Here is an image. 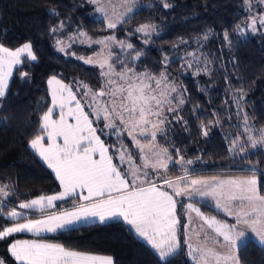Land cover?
<instances>
[{
  "label": "trees",
  "instance_id": "1",
  "mask_svg": "<svg viewBox=\"0 0 264 264\" xmlns=\"http://www.w3.org/2000/svg\"><path fill=\"white\" fill-rule=\"evenodd\" d=\"M98 1L0 0V45L11 50L28 43L37 57L14 69L0 98V187L6 186L8 205L59 191L56 178L29 147L49 107L47 79L56 76L99 91L105 82L101 71L85 60L98 50L97 40L109 36L116 37L110 63L117 71H122L123 61L136 73L159 78L163 72L167 84L175 86L171 104L165 105L167 122L155 141L172 157L167 176L187 170L189 175L243 177L254 169L264 194V144L253 147L248 141L249 135L264 130V29L249 28L256 0H167L169 8L163 0H127L135 10L114 29L107 27ZM141 25L152 26L147 35L136 31ZM84 40L90 44L83 45ZM168 107L175 111L168 112ZM245 117L251 132L246 131ZM101 138L110 152L117 145L133 150L125 133L119 142L115 134ZM183 222L179 220L181 226ZM7 223L0 215V227ZM18 238L0 240L4 264H17L8 248ZM37 239L111 256L113 264H193L183 244L168 262L161 261L121 221L81 225ZM238 258L240 264H264V246L247 240Z\"/></svg>",
  "mask_w": 264,
  "mask_h": 264
},
{
  "label": "snow or ice",
  "instance_id": "2",
  "mask_svg": "<svg viewBox=\"0 0 264 264\" xmlns=\"http://www.w3.org/2000/svg\"><path fill=\"white\" fill-rule=\"evenodd\" d=\"M163 7L169 8L171 5L163 0ZM98 10L104 11L102 7ZM131 10V7L126 8V12ZM104 15L107 17V12ZM123 15L122 13L118 22H126ZM257 22L264 27V17L259 21L252 18L250 27L253 31L256 30ZM116 26V22L109 20L108 28L114 29ZM151 28L150 25H141L136 31L147 35ZM56 30L52 29L53 32ZM225 39H228L227 34ZM109 41L116 43V37L109 36L99 43L109 48ZM119 44L121 47L125 46L123 41H119ZM126 46L133 48L131 43ZM24 53L33 61L37 59L28 43L15 51L0 45V98L6 95L8 77L12 74L13 66L21 63ZM108 55L110 58L111 53ZM136 58H139V53ZM85 63L92 61L85 60ZM105 63L108 68L101 72L105 82L99 91L82 85L85 89L82 93L84 103L77 99L70 86L62 84L55 77L48 81L50 86H57L51 93L52 106L40 118L39 133L30 141V147L53 170L62 191L55 195H41L19 204L20 209L39 211L43 218H25L26 222H16L23 213L14 208L8 211L11 226L0 227V240L15 233L27 232L40 236L57 230L76 229L78 224L87 225L90 220L104 223L122 218L151 244L161 261L168 262L180 246V241L177 240L179 221L175 215L177 201L174 197L196 194L211 197L215 200L217 209L235 217V224H228L214 217L204 218L199 209L192 204L188 205L189 211L196 212L203 219V224L215 232L216 237L223 238V243L229 250L227 254H223L215 248H208L209 236L205 232L204 246L191 249L193 253H199L198 256H193L196 264H210V258L215 259L216 264H220L221 260L225 264H240L238 256L231 253L233 248H239L238 238H245L244 228L255 233L259 242L264 245V194L258 189L255 170H251L246 178L228 181L189 179L187 170L178 180L166 178L161 170H168L172 157L167 148L156 150L159 146L155 141L157 133L163 132L161 126L167 122L165 105L171 104L169 97L176 91L175 86L167 84L168 77L163 72L156 78L149 73H136L123 61H120L122 71H117L113 63ZM105 63L99 65L102 70ZM103 97L108 99H101ZM179 103H183V100L180 99ZM85 108L90 111L86 112ZM167 111L173 112L175 109L168 107ZM54 115L58 118L54 119ZM247 124L245 117L246 131L251 132ZM105 129L109 132L106 133ZM125 132L135 143L139 153L129 152L123 145L115 152H110L109 146L101 139L102 135L115 134L119 142L121 134ZM139 137L145 138L143 143ZM248 141L253 147L258 143L264 144V130L258 131L255 136L249 135ZM117 153L119 164L114 162ZM133 156H138L139 163L133 162ZM125 164L127 168L124 167ZM154 174L160 175L163 185ZM164 185L171 188L172 192L166 190ZM5 187H0V195H8ZM193 188L194 192L189 191ZM69 198L85 203L74 206L72 210L44 215L47 209L55 207V201ZM8 251L18 264H113L111 257L85 254L43 241H15L10 244ZM0 264H4V261L0 260Z\"/></svg>",
  "mask_w": 264,
  "mask_h": 264
},
{
  "label": "rangeland",
  "instance_id": "3",
  "mask_svg": "<svg viewBox=\"0 0 264 264\" xmlns=\"http://www.w3.org/2000/svg\"><path fill=\"white\" fill-rule=\"evenodd\" d=\"M98 4H99L100 7H102L104 9L103 12L101 11L102 14L104 15V12H107V14H108L107 15V19H105L107 24H108L109 20H112L113 22H116L118 24L119 23L118 21H120V19H121V14L122 13L124 14L123 15V20H124L128 16H130L133 13V11L135 10V7H133L132 5H129L128 2L126 3L123 0H99ZM253 5L254 6L251 5V16H250V21H249V28H251L250 24H251L252 18H256L257 21H259V19L261 17H264V0H256V2ZM128 7H131L132 10L126 12V8H128ZM101 17L104 19V17L102 15H101ZM258 25L261 28L264 29V27H262L259 24V22H257L256 27ZM72 41L76 42V40H74V39ZM97 41H98V46H99L98 50L95 52V54H93L90 58H88V60H91L92 63H95L101 72L102 71H107L108 64L105 63V61H108L110 63L111 57L114 56V49L116 47V43H113V42L109 41L110 47L109 48H105L101 43H99V40H97ZM101 41H103V40H101ZM78 42H79V40H78ZM89 44H90V42H88V40H84L83 41V45H89ZM22 46H20V47H22ZM20 47H18V48H20ZM18 48L11 49V50L9 49V50L10 51H15ZM109 52L111 53V57L110 58H109V55H108ZM25 59L31 60L30 58H27V54L26 53L22 54L21 63ZM101 63H105V68L103 70L99 66ZM19 65H14L13 66L12 74H13L14 69L17 66H19ZM12 74H11L10 77H8V80H7L8 85H9L10 79L12 77ZM52 77H55L56 79L60 80L62 82V84L70 86L72 88L74 94H76L77 99L81 100V102L84 103L85 98L82 96V93H83V91H85V89L82 87V85L73 86V85H71L69 83H66V82L62 81L61 79H59L56 76H51V77H49L47 79V90H48V95H49V100H50L49 107L52 106L51 105V100H52L51 93H52V90L57 87L55 84H53L51 86L49 85L48 81ZM103 78L105 80L104 76H103ZM6 91H7V89H6ZM64 95L66 96L67 93L65 92ZM89 99H90V97H89ZM101 99L107 100L108 97H103ZM56 111L58 112V109ZM85 111L86 112L90 111V109L85 108ZM53 118L56 119L58 117L56 115H54ZM90 118L95 119V117H90ZM70 122L74 123V121H70ZM94 126L100 127L102 125H94ZM108 131H109L108 129H105L106 133ZM125 134L127 135L126 132H125ZM159 134H160V132L157 133V136ZM129 139L131 140V145H132L133 150H130V148H126L125 147L126 150L127 151L130 150V152H133V153H139V150L136 147L135 143L132 141L131 138H129ZM139 139L141 140L142 143L145 140L144 137H139ZM45 143H46V141H45ZM120 146L121 145L114 146V148H113L114 152ZM29 147H30V142H29ZM159 148L160 147H158L156 150H159ZM31 150L35 153V155L38 157V159L47 167V169L51 172V174L56 178L55 173L53 172V170L47 166V163L39 156V154L37 152H35V150H33L32 148H31ZM145 151H147V147L145 148ZM132 159H133V162L139 163L138 156H133ZM114 162L119 164L118 153H117V158L114 159ZM172 165H173V163H172V161H170L168 163V170H169V168ZM176 166L179 167L180 165L177 164ZM124 167L127 168V164H125ZM168 170H166V171L163 170V169L161 170V173L168 179L178 180V179H180L181 177H183L185 175V174H181V175L170 176L169 177V176H167ZM154 175H156V178H157L158 182H160L163 185V180L160 179V175L159 174H154ZM187 175H188L189 179L206 180V181H210V182L211 181H228V180H232V179H242V178H246L247 176H249V175H247V176H243V177H234V176H229V175H203V176L202 175H189V174H187ZM256 177L258 179V189H259L260 177L258 175H256ZM262 181H263V184H264V177H263ZM57 182L59 184L58 180H57ZM164 186L166 187V185H164ZM166 190H168L170 193L172 192L171 188H167L166 187ZM60 191H62V189H61V187L59 185V191L57 193H54V194H51V195L58 194ZM189 191H193L194 192V188L193 189H189ZM36 198H38V197H35L33 199H36ZM174 198L177 201L176 213H175L176 218H177L178 221L180 219L182 221H184L182 226L179 223L177 225V240L180 241V246H179L178 250H180L182 248V244H183V247H184L185 251L187 252V257L190 258L193 261L194 264H196V261L194 260L193 256L194 255L198 256L199 253L198 252L197 253H193L191 249L192 248H199V247H203L204 246L203 237H204V233L207 232L208 236H209V238L207 240V247L208 248H215L218 252L223 253V254H227L229 250H228V247L226 245H224L223 238L222 237H216L215 232L212 229H209L207 227V225L203 224V219H201V217H198L196 212H190L189 211L188 205L192 204L195 208L199 209L202 217H204V218H212V217H214L215 219L223 221V222H226L228 224H235V217L234 216H228V215H226V213L224 211H222L220 209H217L216 202L211 197H201V196L196 195V194H193L192 196H189L187 194H184V195H181V196H176ZM7 199H8L7 196L0 195V215L5 217L7 220H8V215H7L8 211L12 210L13 208L16 211L23 213L22 216L17 218L16 222H26L25 218H27V219H40V218H43L42 214L39 211H37V210L20 209L19 208V204L20 203L17 204L16 206L8 205ZM70 201H72V202H70ZM223 202L224 201H222V203ZM81 203H85V202L82 201V200H76L75 198H69V200H65V201H55L54 202L55 207L47 209V212L44 213V215L52 214V213H60V212L67 211V210H72L74 208V206H76L78 204H81ZM178 204L182 206V209L179 210V207H177ZM178 212H180L181 214L178 213ZM110 221H121V222H123L135 234V236L140 241L145 243L149 248H151V250L155 254L158 255L156 250L152 248L151 244H149L148 241L145 240L143 237L139 236L137 234L136 230L131 225H129L125 221H123L122 218L121 219L108 220V221H106L104 223H107V222H110ZM92 223H100V222L98 220H90L88 224H92ZM81 225H83V224H78L76 227L81 226ZM7 226H11V223L9 221L4 227H7ZM59 231H63V230H57L56 232H59ZM56 232H54V233H56ZM244 232L246 234L245 238H238L239 248L247 240H253L258 245L264 246V245H262L259 242V237L256 236L255 233L251 232V230H249L247 228H244ZM22 234L30 235L32 237L31 238H26V237L24 238V237L20 236ZM46 234H53V233H42L41 235H46ZM14 236H19L20 238L14 240L13 242H15V241H23V240L42 241V240L37 239L36 235H34L32 233H27V232L15 233V234H13L12 236H9V237H14ZM217 240L219 241V243H216ZM43 242H45V241H43ZM47 243H50V242H47ZM9 247H10V245H9ZM238 249L233 248L231 254L235 255V256H238ZM85 254H87V253H85ZM91 255H94V254H91ZM97 256L111 257V256H107V255H97ZM112 261H113V258H112ZM16 263L18 264V262H16ZM210 264H216V260L210 258ZM220 264H225V262L223 260H221ZM229 264H231V262H229Z\"/></svg>",
  "mask_w": 264,
  "mask_h": 264
},
{
  "label": "crops",
  "instance_id": "4",
  "mask_svg": "<svg viewBox=\"0 0 264 264\" xmlns=\"http://www.w3.org/2000/svg\"><path fill=\"white\" fill-rule=\"evenodd\" d=\"M190 259V258H189ZM191 260V259H190ZM192 261V260H191ZM193 262V261H192ZM194 264V263H193Z\"/></svg>",
  "mask_w": 264,
  "mask_h": 264
}]
</instances>
